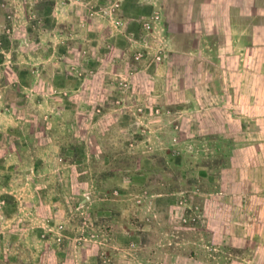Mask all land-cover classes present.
Instances as JSON below:
<instances>
[{"label":"rangeland","instance_id":"374dc122","mask_svg":"<svg viewBox=\"0 0 264 264\" xmlns=\"http://www.w3.org/2000/svg\"><path fill=\"white\" fill-rule=\"evenodd\" d=\"M221 1L0 0V264L264 263V0Z\"/></svg>","mask_w":264,"mask_h":264},{"label":"crops","instance_id":"0c3cea01","mask_svg":"<svg viewBox=\"0 0 264 264\" xmlns=\"http://www.w3.org/2000/svg\"><path fill=\"white\" fill-rule=\"evenodd\" d=\"M185 1L186 2L188 1V4L194 2V0H161L160 3H164L165 5L166 4H170L171 12L174 11L176 13V15H180V14L182 15L181 11L177 10L174 7H175V5L177 6L178 3H180V2L181 3L182 2L185 3ZM214 2L215 3H210V0H203V2H202L203 4L200 3V5H199L200 8H198V10H196L194 12L193 18H191L192 21L190 20V17H189L190 13L189 12L187 13L185 11L183 13V15L184 16L187 15V20L189 22H193L194 27L201 26V28H207V30H208L211 27V25L210 24L206 25V21L208 20V18L206 16H207V12L209 10L208 7L210 5H212L214 7L212 9H214L217 12V14H223L225 16L226 13H227V5L225 3H223V1L214 0ZM164 7H162L161 13H162V17L164 16V19H165L166 17H169V13L168 12H163ZM230 8H231L230 12L233 9L235 10V14L239 17V21L238 22H236V21L233 22V25H231L228 29L230 30L232 35L233 34L236 35L238 33L242 34V32L244 30L243 22H242V20H240V19H242V14H243L242 8L240 6H238V7L230 6ZM255 9L257 10V8H255ZM218 18L221 19L220 17H218ZM214 19H215V17L213 16L212 17V21H210V22H213ZM219 23H220V20L217 23V29H221V30L223 29L225 31V26L224 27H220ZM258 23L259 22L256 23V21L250 23V26L246 29V32L250 33V35H251V40L250 41L252 42L253 45L258 44V45L262 46V45H264V25H258ZM217 37H219V38L217 39L218 41H216V45L232 46V45H236L238 43V41H239L236 38H232V37L230 38V37H227L226 35L221 36V31L218 32V36ZM224 57L227 60V57L226 56H224ZM225 58H224V61H225ZM228 60H230V58H228ZM263 248L260 250V252L264 253V249ZM260 264H264V263H260Z\"/></svg>","mask_w":264,"mask_h":264}]
</instances>
